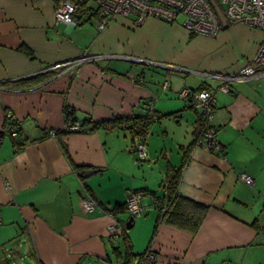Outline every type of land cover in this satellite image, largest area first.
Returning a JSON list of instances; mask_svg holds the SVG:
<instances>
[{"label":"crops","instance_id":"1","mask_svg":"<svg viewBox=\"0 0 264 264\" xmlns=\"http://www.w3.org/2000/svg\"><path fill=\"white\" fill-rule=\"evenodd\" d=\"M54 6L55 0H0V130L9 111L20 129L0 142V250L11 240L18 261L25 257L24 243L33 264H112L108 249L117 247L116 237L123 240L124 227L132 251L143 252L158 212L150 197L141 196L142 213L127 225V210L112 214L106 208L140 189L164 192L167 168L184 160L198 116L179 92L211 89L210 123L220 149L194 145L178 185L182 196L207 209L194 232L158 225L150 244L155 264L264 262V78L231 81L223 90L214 75L250 60L262 32L231 24L215 36L189 35L181 21L154 17L140 25L131 17H116L101 30L79 13L75 24L57 22ZM84 50L116 56L67 72L61 64ZM46 71L52 75L42 82L16 84ZM65 104L78 118L94 121L153 113L157 118L151 124H158L162 148L158 153L151 144L152 125L144 136L146 158L139 163L130 150L137 136L123 125L62 134L72 161L96 169L81 177L55 136H44L65 129ZM168 119L186 126L183 135L177 126L171 133L176 159L166 147ZM12 138L24 142L15 144ZM241 173L252 182L243 181ZM85 197L95 201L92 211L84 210ZM136 228L142 234L139 247ZM118 250L115 259L122 264Z\"/></svg>","mask_w":264,"mask_h":264},{"label":"built area","instance_id":"2","mask_svg":"<svg viewBox=\"0 0 264 264\" xmlns=\"http://www.w3.org/2000/svg\"><path fill=\"white\" fill-rule=\"evenodd\" d=\"M79 13L95 20L98 29L106 28L116 17H131L134 25L142 24L146 18L154 17L166 22H175L182 16L181 24L189 35L215 36L223 26L231 24H244L262 32V39L252 58L234 71H224L214 74L221 80L220 89L226 90L231 81L264 78V0H55L54 17L57 22L75 24V15ZM116 56L115 54L94 53L90 50L82 51L76 58L63 62L67 72H72L81 64L97 60L102 57ZM179 96L189 100L190 104L198 111L205 124L195 145L205 148L220 149L216 138V128L211 125L215 107V97L211 89L190 91L183 88ZM151 109V105L149 104ZM12 117L7 112V117ZM69 130L79 129L78 122L67 124ZM5 129L2 128L1 131ZM16 137V132L11 133ZM2 136L0 135V142ZM136 151L138 162L146 158L144 140L137 137L130 148ZM240 178L246 183H251L252 178L241 173ZM126 209L132 216L142 213L144 204L139 193H129L126 196ZM82 206L86 211L96 207L94 200L85 197ZM117 224L109 225L114 229ZM157 253L148 247L135 261L128 264H155ZM261 264H264L262 262Z\"/></svg>","mask_w":264,"mask_h":264},{"label":"trees","instance_id":"3","mask_svg":"<svg viewBox=\"0 0 264 264\" xmlns=\"http://www.w3.org/2000/svg\"><path fill=\"white\" fill-rule=\"evenodd\" d=\"M23 49H25L26 53H30L29 49L27 48H23ZM51 75H52V72H49V71L38 73L36 75L29 76L28 78L21 79L17 81L16 84L24 85V84L39 83L49 78ZM187 101L189 102V100ZM151 111H153L152 107H151ZM153 115H154L153 113H150L147 111L143 115L131 114L129 116H116V117L107 118V119L100 120V121H94L90 118V116H83L82 118H78L76 115L75 109L65 104L63 106V117H64V121L66 124L65 129L48 130L44 132V136L49 135V134H52L53 136H55V138L57 139L59 143L61 151L63 152L64 156L67 158L69 164L72 166V168L75 171H77L81 169L82 166L77 165L72 161L71 156L67 150V146L61 138L62 134L73 132V131L91 133V132L96 131L100 127L113 128V127L123 125L127 127L134 136H137L143 139V136L146 135L148 127L151 125L153 120L157 118L156 115H154L156 117H154ZM75 122H78L79 129L69 130L67 128V124L75 123ZM195 122L196 124L193 130V139L191 140V142L187 145V147L184 150V154H183L184 160L178 167L168 166L167 168V172L164 178V192L162 194H158L156 191H151V190H146V189H140V190L132 192V193H139L141 196L148 195L158 211L156 219H155L153 231H152V236L149 242L147 243L146 248L150 246L152 242V238L156 232V229L161 222L170 223L188 232H194L198 228L206 212V209H207L206 205L200 202H196L194 200H190L182 196L178 191V185H179V181L181 178V172L188 158L189 151L195 145V142L197 138L199 137V135L201 134L204 124H205V120L200 114H198L197 118L195 119ZM3 128L5 130L4 131L0 130L1 136L5 134L11 135L13 131L16 133L20 131L17 122L10 116L5 118ZM13 141L15 144H19V145H22L24 142V140L16 141V139H13ZM106 209L112 214L126 211L127 210L126 202L125 201L123 203L115 202L110 208H106ZM123 231H124V227L122 228V233H121V235H123V243H124L123 252L121 251L122 264H128L135 256L137 255L140 256L142 252L136 254L132 251L129 239L123 233ZM112 253L121 255L118 250V247H114L112 249Z\"/></svg>","mask_w":264,"mask_h":264},{"label":"rangeland","instance_id":"4","mask_svg":"<svg viewBox=\"0 0 264 264\" xmlns=\"http://www.w3.org/2000/svg\"><path fill=\"white\" fill-rule=\"evenodd\" d=\"M181 19H182V16H179L178 18H177V22H180L181 21ZM149 68H151V67H149ZM164 71V73L166 74L168 71H166V70H163ZM151 72V71H150ZM173 73V72H172ZM154 77L156 76V73H151ZM189 75V74H188ZM187 75V76H188ZM158 86L160 87V84H158ZM169 120V123H168V126H169V128H170V130H169V132H168V137H167V139H166V143H167V148L168 149H170V150H172V153H173V157H174V159H176L175 158V156H176V153H177V148L175 147V145L173 146V144L171 143V140H170V137H171V133H172V131H175L174 129L176 128V126L178 127L177 128V132H179L180 131V133H182L181 135H183V134H185V129H186V126L185 127H183V125H181V126H178V125H176V123H174L173 121H172V119H168ZM166 123H167V121H165ZM152 125V127L150 128V129H152V134H153V141H151V144H152V146L153 147H155V148H157L158 150V153H159V151H160V148H162V145H160L161 144V140H162V133H161V131L159 130V127H158V124L157 123H154V124H151ZM150 125V126H151ZM170 133V134H169ZM156 134H157V137L158 138H156ZM145 136V135H144ZM143 136V140L145 139V137ZM146 141L144 140V143H145ZM145 146H146V143H145ZM172 146L173 147H175L174 149L172 148ZM160 147V148H159ZM147 150V149H146ZM131 154H133V155H135L136 156V154H137V152L136 151H134L133 153H131ZM162 163H165V160H162V159H159ZM141 161H143V160H140V161H138L137 163H139V162H141ZM175 161V160H174ZM143 164V163H142ZM1 225V224H0ZM136 231H137V228L135 229V233H136ZM136 236H137V241H138V247H139V245H140V243H141V237H142V234H141V231H137V234H136ZM143 241V240H142ZM113 243V245H115V246H117V247H119V249H121V251L123 252V249H124V243H123V240H122V237L121 236H118V237H116V239L112 242ZM23 245V247H22V252L24 253V255H25V257L22 259V261H18V260H15L14 259V257L12 256V250H14V247H15V245H14V243H12L11 242V240L10 241H6L5 243H4V246L3 247H1V250H0V264H33L32 263V261H31V259L28 257V255L26 254V252H24L25 251V244L23 243L22 244ZM136 249V248H135ZM109 251V254H110V257H111V259H112V264H120V260H116L115 259V255L111 252V250H110V248L108 249ZM93 264H95V263H93Z\"/></svg>","mask_w":264,"mask_h":264},{"label":"water","instance_id":"5","mask_svg":"<svg viewBox=\"0 0 264 264\" xmlns=\"http://www.w3.org/2000/svg\"><path fill=\"white\" fill-rule=\"evenodd\" d=\"M96 169L95 168H82L78 171V175H80L81 177H86L87 175H89L90 173L94 172ZM133 219V216L130 215L129 219L126 222V225L129 221H131Z\"/></svg>","mask_w":264,"mask_h":264}]
</instances>
